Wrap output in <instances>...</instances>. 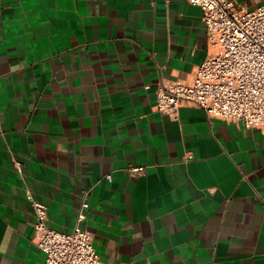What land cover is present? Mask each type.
I'll return each instance as SVG.
<instances>
[{
    "label": "crops",
    "instance_id": "obj_1",
    "mask_svg": "<svg viewBox=\"0 0 264 264\" xmlns=\"http://www.w3.org/2000/svg\"><path fill=\"white\" fill-rule=\"evenodd\" d=\"M213 52L186 0H0V264H44L27 194L105 264H264V126L154 109Z\"/></svg>",
    "mask_w": 264,
    "mask_h": 264
},
{
    "label": "built area",
    "instance_id": "obj_2",
    "mask_svg": "<svg viewBox=\"0 0 264 264\" xmlns=\"http://www.w3.org/2000/svg\"><path fill=\"white\" fill-rule=\"evenodd\" d=\"M186 2L202 11L214 52L195 69L191 83L160 87L155 111L177 119L179 109L189 104L210 119L245 129L264 126V4L247 10L235 0ZM15 168L21 173L20 163ZM130 172L142 174L144 168ZM27 199L35 218L33 243L44 254V264H105L94 250L90 233L78 227L70 233L52 230L46 207L29 194ZM87 207V203L81 206Z\"/></svg>",
    "mask_w": 264,
    "mask_h": 264
}]
</instances>
